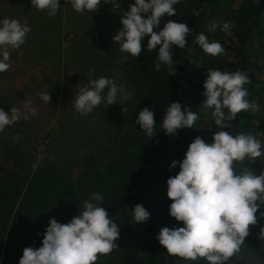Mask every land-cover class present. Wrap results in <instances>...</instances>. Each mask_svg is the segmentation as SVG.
<instances>
[{"label":"trees","instance_id":"trees-1","mask_svg":"<svg viewBox=\"0 0 264 264\" xmlns=\"http://www.w3.org/2000/svg\"><path fill=\"white\" fill-rule=\"evenodd\" d=\"M131 2L134 4V0ZM174 7L176 15L162 17L160 29L169 20L186 23L191 29L185 49L173 46L175 75H170L163 64L160 71L155 70L158 48L148 50V36L144 38L139 57L133 58L122 52L123 56L129 57L123 71L124 78L143 102L138 108L130 107L123 111L126 132L120 143L116 144L117 150L112 152V147H108L102 149L104 152L101 153L102 156L111 155L112 163L104 169L107 177L103 173L100 184L102 186L108 180L107 189L114 195L112 200L104 203V208L119 227V240L134 243L121 247L116 264H206L208 261L204 258L191 261L170 257L168 253L167 260V250L156 239L164 227L184 226L169 213L172 201L167 197L166 181L180 171L179 166L170 171L169 165L174 160L184 159L189 145L197 136L203 140L208 137L204 141L211 144L213 135L221 130L234 136L258 134L257 140L264 148V80L257 77L264 71V0H181ZM215 21L221 25L230 22L231 36H225L219 28L215 32L209 31V25ZM201 33L208 37L209 42L217 41L225 49L223 55L211 58L208 65L203 62L210 55L195 42ZM112 38L109 36L105 43L113 46ZM189 47L193 49L191 54L187 50ZM117 49L120 53L119 45ZM208 69L243 71L251 81L244 86L249 93L247 99L249 102L255 101L259 111H242L234 119H226L231 128L219 129L211 116L214 108L203 105L206 99L203 84ZM173 102L181 103L182 111L186 106L192 108L197 102L200 108L209 111V115L198 119L192 129H180L168 136L162 128V120ZM145 107H151L155 114L157 135L152 138L135 123L139 112ZM225 116H230L227 109ZM34 153L35 150L23 153L15 141L0 143V264H19L25 248L42 247L43 233L49 221L55 218L62 224L63 214L77 206L79 199L92 188L85 179L96 167L94 162L83 169L79 180H75L72 170L54 165L44 158L37 162ZM246 168L259 173L264 171V164L255 162ZM127 170L131 173H127ZM144 170L156 174L158 183L163 184L166 190L165 195L157 198L154 207L147 188L131 179L143 175ZM136 204H142L150 213V219L144 224L133 221L132 211ZM261 212H264V205L256 213L258 222L250 226L249 235L256 241L253 246L255 255L264 261V238H261L264 218L260 216Z\"/></svg>","mask_w":264,"mask_h":264},{"label":"clouds","instance_id":"clouds-1","mask_svg":"<svg viewBox=\"0 0 264 264\" xmlns=\"http://www.w3.org/2000/svg\"><path fill=\"white\" fill-rule=\"evenodd\" d=\"M181 0H134L129 10L124 12L120 20L123 26L113 36V42L119 45L120 51L137 58L143 51V41L146 36L149 51L158 48V62L154 65L160 71L161 64L167 66L170 75H175L172 57L173 46L185 49L187 36L191 32L186 23L169 20L160 29L161 18L165 15H176L174 5ZM77 13L98 11L101 0H70ZM112 4L113 10L121 11L117 0H103ZM39 11H47L54 17L61 8L59 0H31V6ZM219 28L225 36H231V24L225 22L211 23L209 31ZM31 28L25 22L22 25L16 19L0 20V73L6 72L10 65L12 49H19L26 42V36ZM196 44L213 57L223 55L224 47L217 41L209 42L208 37L201 33ZM189 54L192 48H187ZM128 56L124 57L127 61ZM92 70L87 77V83L80 86L75 94V110L80 115L91 114L95 108L106 102L114 105L127 101L131 93L124 86H118L113 79L100 77L91 78ZM251 81L241 70L225 72L208 69L205 89L204 107L214 108L211 116L219 129L231 128L226 119H234L242 111H259V105L247 99L249 93L244 87ZM107 90V91H105ZM41 100L50 102L49 93H42ZM225 109L230 116L226 118ZM122 111L126 109L122 108ZM38 115L26 102L23 113L12 107L5 111L0 107V132L14 125L21 119ZM155 114L151 107H145L139 112L135 121L148 137H155ZM198 120V114L190 106L184 107L179 102H173L167 108L162 120L164 132L170 136L177 130L192 129ZM18 140L19 137H14ZM261 142L253 135H232L228 131H219L213 135V143H206L201 137L189 145L182 161H172L169 170L179 166L180 171L169 177L167 197L172 203L169 213L183 227H164L156 239L167 250L169 256H176L195 261L204 258L210 264H227L240 251L244 238L249 235L250 226L256 225V213L264 205V171L256 175L254 171L243 168L237 174L233 162H242L246 158L253 160L264 155ZM104 197L99 193L83 202V210L71 219L69 223L61 224L55 218L49 221V226L43 233L42 247L23 250L19 264H96L99 255H108L116 247L120 230L109 217L105 208L101 207ZM259 201V203H257ZM133 221L144 224L150 219V213L142 204H136L132 211ZM264 218V212L260 213ZM264 238V228L261 229Z\"/></svg>","mask_w":264,"mask_h":264},{"label":"rangeland","instance_id":"rangeland-1","mask_svg":"<svg viewBox=\"0 0 264 264\" xmlns=\"http://www.w3.org/2000/svg\"><path fill=\"white\" fill-rule=\"evenodd\" d=\"M131 1L117 0L121 5L119 13L113 10L112 4H105L103 0L97 12L77 13L70 0H59L61 8L56 16L50 18L47 11L31 6V0H0V20L16 19L22 25L26 22L31 28L25 44L10 50L9 69L0 73V107L5 111L16 107L23 113L25 103L31 102V107L38 113L27 120L22 115L14 125L6 127L0 132V143L15 141L25 154L35 150L37 162L44 158L54 165L65 166L72 170L75 180H79L89 163L96 164L85 179L92 188L79 199L77 206L65 211L62 224L69 223L78 215L79 210H83V202L93 193L104 197L103 208L107 200L114 198L113 192L107 189L108 180L102 186L100 184L104 169L112 163L111 155L102 156V149L112 147V152L117 150L116 144L126 132L122 108H138L143 99L137 98L135 90L124 78L123 71L128 60L125 61V56L119 53L118 44L114 42L113 46H109L105 42L122 29L120 20L123 13L129 10ZM211 58L214 57L209 56L203 64L208 65ZM90 70L91 78L113 79L118 86H124L131 93V98L114 105L104 102L86 116L77 113L75 94L80 86L87 83ZM262 72L257 77L264 80ZM42 93H49V104L41 100ZM191 109L198 114V119L209 115V111L200 108L197 102ZM249 134L258 138V134ZM14 137L19 139L14 140ZM261 150L264 152V148ZM255 162L264 164V155L253 160L234 161L233 167L240 174L243 168ZM126 172L131 173L129 170ZM142 174L131 179L147 188L154 207L157 198L166 194L165 187L158 183V177L153 172L144 170ZM255 174L260 175L261 172ZM255 242L250 235L245 237L240 251L227 264H264L255 255ZM116 243L117 247L110 254H98L96 264H116L121 247L134 245L131 241L119 239Z\"/></svg>","mask_w":264,"mask_h":264},{"label":"water","instance_id":"water-1","mask_svg":"<svg viewBox=\"0 0 264 264\" xmlns=\"http://www.w3.org/2000/svg\"><path fill=\"white\" fill-rule=\"evenodd\" d=\"M235 126H236V125H235ZM235 126H234V127H235ZM216 130H217V129H216ZM229 131H232V129H229ZM207 138H208V137H207ZM207 138H206V139H207ZM206 139H204V140H206ZM165 258L168 260V258H167V251H166Z\"/></svg>","mask_w":264,"mask_h":264},{"label":"flooded vegetation","instance_id":"flooded-vegetation-1","mask_svg":"<svg viewBox=\"0 0 264 264\" xmlns=\"http://www.w3.org/2000/svg\"><path fill=\"white\" fill-rule=\"evenodd\" d=\"M263 73V72H262Z\"/></svg>","mask_w":264,"mask_h":264}]
</instances>
